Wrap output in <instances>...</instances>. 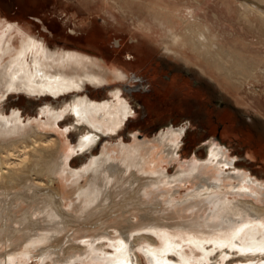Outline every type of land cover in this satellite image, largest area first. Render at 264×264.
<instances>
[{"label": "bare ground", "instance_id": "obj_1", "mask_svg": "<svg viewBox=\"0 0 264 264\" xmlns=\"http://www.w3.org/2000/svg\"><path fill=\"white\" fill-rule=\"evenodd\" d=\"M237 1L249 17L264 25V0ZM80 2H85L88 12H103V24H115L117 29L130 25L134 30L128 38L133 45L156 40L152 26L156 15L163 17L162 24L173 29L177 40L192 41L203 53L216 55L203 58L224 60L223 78L234 74L228 60H253V67L239 63L236 72L247 79L252 93L264 95V56H246L244 42L238 48L234 41L222 40L196 8L179 0ZM86 19L83 16L81 22ZM176 27L183 28V34L178 35ZM137 30L143 32V39H136ZM85 38L91 45L98 36L87 31ZM115 38L114 48H121L127 36ZM154 44L168 56L181 58L184 63L178 66L204 82L205 86L192 89L202 95L220 94L225 109L247 117L253 127L250 118L264 134V115L235 105L224 86V92L219 91L214 85L222 88L217 77L197 61L203 58ZM99 51L77 43L52 47L42 34L15 23L0 7V103L13 93L64 98L58 106L41 105L36 117L25 118L18 109L8 114L0 109V264H26L33 259L37 264H143L138 249L149 264H214L232 255L238 258L233 256L234 264H264V179L240 169L223 142L209 143L203 159L182 160L179 152L186 127L172 124L144 139L132 132L131 142L113 139L136 114L121 86L129 80V69L143 61L123 63L113 58L112 63ZM212 63L208 69L214 73L218 68ZM191 76H181L189 86ZM88 85L109 88V94L93 98L83 93ZM64 118L70 120L65 132L58 128ZM73 130L78 131L76 144L68 139ZM105 138L109 140L100 155L80 168L70 165L74 155L91 151ZM175 161L179 162L175 172L164 168Z\"/></svg>", "mask_w": 264, "mask_h": 264}, {"label": "rangeland", "instance_id": "obj_2", "mask_svg": "<svg viewBox=\"0 0 264 264\" xmlns=\"http://www.w3.org/2000/svg\"><path fill=\"white\" fill-rule=\"evenodd\" d=\"M78 2L79 0H0V7L15 23L19 22L21 24H26L33 33L42 34L52 47L56 45L64 46L65 44L73 47L74 44L77 43L87 49H95L96 47L100 51H104V54L109 56L110 62L113 61V58L123 63H136L138 60L143 61L139 67H131L129 69V80L125 81L123 83L124 85L121 86L124 89V95L134 106L136 114L130 117V121L127 122L122 130H120L119 134L113 139L118 140L120 138H125L127 142H131L132 139L130 138L132 137V132H137L139 138L144 139L153 138L162 129H166L172 124L176 127H186L187 132L182 136L183 142L179 152L182 160L188 161L192 157L203 159L206 157L209 143L212 141L223 142V145L226 146L227 149L229 148L228 152L230 157L237 160L236 163L240 169L250 172L259 179H264L263 132L256 128L253 122H251L252 128L249 127V124H245L246 126H244L237 115L231 114L228 109H225V106H218L207 93L202 95L200 91L192 89V87H197L199 85L195 82L198 80L197 74H195L194 77L191 76L189 81L190 86L185 84L184 78L178 77L179 75L176 79L175 76L179 72H172L170 74L168 71L170 66L168 67V65H170L171 62H174L175 65L177 63L182 64L184 61L178 57L168 56V54H165L164 51H160L153 43L158 42V45H161V47L173 48L175 53H181L190 58H196L198 55L200 58H203V56L211 57L212 55L206 52L203 53L201 49H197L192 41L177 40L174 37V32L172 33L173 29H171L166 22L162 24L161 20L163 17L161 18V16L158 15H156L153 23L156 25L152 26L157 34L156 40H151V42L147 44H145L144 41H140V44L133 45L130 42V38H128L130 31L134 30L130 25L126 24L128 27L117 29L115 24H103L102 16H105L103 12L101 15L95 13V11L92 13L88 12V9L85 7V2H80V4ZM179 2L183 5L185 3V5L197 8V10L199 9L197 14L203 20L210 16V19L227 34V36L225 35L223 38H226V41H234V45L238 46V48L242 47L244 42L243 46L249 51L246 56L254 55L257 59L261 57V54L264 56V25L262 22L255 20V18L249 17L246 8L237 0H179ZM178 4H176V7ZM173 6L172 4L171 7ZM190 11H192V9H190ZM116 13L118 14V12ZM83 16L87 17V19L81 22ZM92 18L95 20L94 23L91 22ZM247 20H249V22ZM97 24L101 25V28H98ZM242 26L244 27L242 28ZM181 30H183V28L176 27V33L178 35L183 34ZM87 31H93V33H96L98 36L96 42L91 45L85 38V33ZM239 34L240 36L242 35V37H240ZM118 35H125L127 39L121 48H114L117 47L115 36ZM142 36V31L136 33V39L141 40L143 39ZM101 42H105L103 47L99 46ZM143 43L145 45H143ZM252 51L255 53L253 54ZM207 57L202 60L197 58V61L207 70L206 72H208L209 75H213L215 78L217 77L216 79L219 80L222 86L221 88L215 83L214 85L218 90L221 91L222 89L224 92L225 89L228 91L229 97L233 103L243 108V110L264 115V95L260 96V94L252 93L246 86L247 79H243V77L236 72L239 63H242V65L244 64L243 68L247 69L254 66L252 65L254 61L230 60V62L228 60V64H231V69L234 74L233 77L226 74L228 78H223L226 72L224 69L226 65L224 60L217 57L214 59L211 58L213 62L215 61V68H218L217 71L212 73L208 68L212 67L213 63L212 60L210 58L207 59ZM255 63L259 64L261 60H255ZM242 71L245 72L244 70ZM172 77H175L176 81H172ZM83 93H88L93 98H101L109 94V88H95L88 85L87 88L83 90ZM213 97L217 100L222 98L220 94H216ZM63 100L64 98L62 97L56 99L52 96L36 97L29 96L25 93H13L6 98L5 101L0 103V109H4L7 114L13 109H18L25 118H29L38 116V109L44 103L58 106L62 104ZM257 103L261 104L263 107L258 106ZM69 121L70 120L65 121V118L60 120L58 122V128L65 132V125ZM212 125L215 126L214 129H211ZM229 125L230 130L226 131L225 129ZM56 133L58 134V131ZM77 135V130H73L69 133L68 139L71 141V144L77 143ZM63 140H65V137ZM108 140L109 139L106 138L103 139V141L98 143L91 151L79 152L74 155L70 159V165L73 168L82 167L92 156L100 155L102 146ZM177 163L179 162H168V164L164 165V168L170 173H173L178 168ZM184 194L185 190L182 189V195ZM188 212L191 214L190 211H187V213ZM189 213L187 215L185 212L184 216L187 215L188 218L191 217ZM114 235L119 234L115 232ZM160 240L158 239L157 243L159 246ZM107 245V249H112L109 244ZM187 251L189 253L192 252L189 248ZM138 252L142 258L143 264H149L147 261L148 258L142 254L140 249H138ZM219 255L220 253H217L216 256ZM233 256L234 255L228 257L229 259L221 260L218 264L237 263V256H234L237 259L233 258ZM37 261V259H33V261L27 262L26 264H37ZM99 262L103 263L102 261ZM209 263L210 262H206L205 264Z\"/></svg>", "mask_w": 264, "mask_h": 264}, {"label": "flooded vegetation", "instance_id": "obj_3", "mask_svg": "<svg viewBox=\"0 0 264 264\" xmlns=\"http://www.w3.org/2000/svg\"><path fill=\"white\" fill-rule=\"evenodd\" d=\"M166 65V64H165ZM177 65V64H176ZM173 62H171V64L170 65H168V67H169V73L171 74L172 72H179V73H177V74H179V77H188V76H191L192 75V71L190 72H188V70H184L183 69V67H179V66H176ZM183 75H182V74ZM176 74V75H177ZM173 75H175V74H173ZM168 77V76H167ZM177 78V77H176ZM185 79V78H184ZM195 79V78H194ZM196 82V84H200V86L202 87V86H205V85H203L204 84V82L203 81H199V80H196L195 81ZM199 86V85H198ZM197 86V87H198ZM214 94L212 93V95L210 96V98H212V100H214L215 101V103L218 105V106H223L221 103H220V101L219 100H217V99H215L214 97ZM230 105V104H229ZM228 105V107H230V108H232L233 109V107L232 106H229ZM235 111V110H234ZM237 116L240 118V121H241V123L242 124H244V126H246V125H248V118L247 117H244L243 115H241L239 112H238V114H237ZM249 121H251L252 122V120H250V118H249ZM246 124V125H245ZM252 128V127H251Z\"/></svg>", "mask_w": 264, "mask_h": 264}, {"label": "crops", "instance_id": "obj_4", "mask_svg": "<svg viewBox=\"0 0 264 264\" xmlns=\"http://www.w3.org/2000/svg\"><path fill=\"white\" fill-rule=\"evenodd\" d=\"M181 6V5H180ZM197 9V8H196ZM199 9L197 10V13H198ZM202 19V18H201ZM204 21L206 23H211V26L213 27V29L216 31V33H218L219 37H221L222 40L226 41L225 39H223V37L227 34L219 28V26L213 21L210 19V16L206 17V19H204ZM210 21V22H209ZM214 23V24H213ZM221 35V36H220Z\"/></svg>", "mask_w": 264, "mask_h": 264}, {"label": "snow or ice", "instance_id": "obj_5", "mask_svg": "<svg viewBox=\"0 0 264 264\" xmlns=\"http://www.w3.org/2000/svg\"><path fill=\"white\" fill-rule=\"evenodd\" d=\"M215 264H218V261H216Z\"/></svg>", "mask_w": 264, "mask_h": 264}]
</instances>
